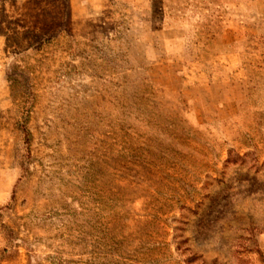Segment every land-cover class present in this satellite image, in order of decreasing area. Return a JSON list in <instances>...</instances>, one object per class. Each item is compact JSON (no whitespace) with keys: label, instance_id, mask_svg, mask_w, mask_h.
Here are the masks:
<instances>
[{"label":"rangeland","instance_id":"obj_1","mask_svg":"<svg viewBox=\"0 0 264 264\" xmlns=\"http://www.w3.org/2000/svg\"><path fill=\"white\" fill-rule=\"evenodd\" d=\"M0 264H264V0H0Z\"/></svg>","mask_w":264,"mask_h":264}]
</instances>
